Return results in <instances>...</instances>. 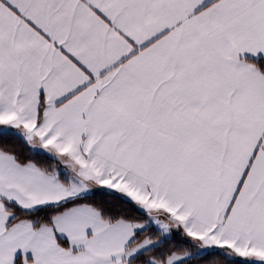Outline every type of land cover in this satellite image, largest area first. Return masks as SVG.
Returning a JSON list of instances; mask_svg holds the SVG:
<instances>
[{"label":"snow or ice","instance_id":"1","mask_svg":"<svg viewBox=\"0 0 264 264\" xmlns=\"http://www.w3.org/2000/svg\"><path fill=\"white\" fill-rule=\"evenodd\" d=\"M0 264H264V0H0Z\"/></svg>","mask_w":264,"mask_h":264}]
</instances>
